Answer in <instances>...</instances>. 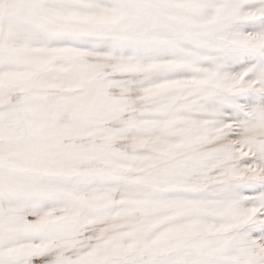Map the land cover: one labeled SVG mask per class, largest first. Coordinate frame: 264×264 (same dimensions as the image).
I'll return each mask as SVG.
<instances>
[{
  "label": "snow or ice",
  "instance_id": "snow-or-ice-1",
  "mask_svg": "<svg viewBox=\"0 0 264 264\" xmlns=\"http://www.w3.org/2000/svg\"><path fill=\"white\" fill-rule=\"evenodd\" d=\"M0 264H264V0H0Z\"/></svg>",
  "mask_w": 264,
  "mask_h": 264
}]
</instances>
